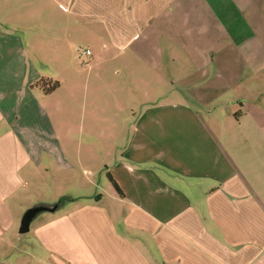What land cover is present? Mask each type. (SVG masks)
Returning <instances> with one entry per match:
<instances>
[{
	"label": "crops",
	"instance_id": "1",
	"mask_svg": "<svg viewBox=\"0 0 264 264\" xmlns=\"http://www.w3.org/2000/svg\"><path fill=\"white\" fill-rule=\"evenodd\" d=\"M0 9L29 30L25 43L0 29V142L12 144L11 157L0 148V233L14 224L8 199L21 169L44 154L66 170L80 161L63 152L47 110L60 82L31 55L54 48L51 60L69 75L67 43L77 36L101 43L95 60L117 59L113 75L128 70L143 100L100 165L121 191H108L110 209L98 198L52 212L36 232L45 251L27 255L44 264H264V0H0ZM41 78L59 86L45 93L34 85ZM123 83L113 82L121 101ZM216 103L224 120L200 114Z\"/></svg>",
	"mask_w": 264,
	"mask_h": 264
},
{
	"label": "rangeland",
	"instance_id": "2",
	"mask_svg": "<svg viewBox=\"0 0 264 264\" xmlns=\"http://www.w3.org/2000/svg\"><path fill=\"white\" fill-rule=\"evenodd\" d=\"M8 14V11L0 9V29H9L14 34H19L26 43L25 35L29 33V30L6 21ZM10 16L11 18L16 17ZM67 44L68 64L64 70L69 72V75L62 71L61 63L51 60V56L54 55V48L49 46H44L42 50L37 48L35 54L31 53V55L34 56L33 60L37 64L39 63V66L45 70H51L55 76L54 79L60 82L59 88L46 97L47 110L51 117V123L57 130L58 137H60L63 152L67 156L77 157L76 155H78L80 161L79 163H76V160L72 161L74 167L66 170L58 168L54 160L44 154L39 163L30 161L24 169L20 170L19 177L22 185L15 197L11 196L8 199L14 206L12 208L15 216L14 224L10 233L6 231L0 233V262L3 264L16 262L26 256L28 257L27 264H44V262L36 263L35 258H31L27 254L35 250L45 251V247L36 232L45 226L52 212L56 213L54 215H61L73 203H89L98 198H101V203L110 209L112 200L108 196V191H112L113 187L108 180L106 169H101L100 165L103 164L101 162L107 161V151L105 150H108V143L119 141L121 137L123 140L127 136L130 123L138 115L139 105L143 100V97L138 95L139 92L136 93L132 85L129 86L128 70H121L118 74L113 75L119 66L117 59L113 60V57H109L110 59L108 58L103 62L95 60L96 55L102 52L101 43H86L82 38L74 36L71 43ZM86 48L89 49L90 55L81 53ZM27 51L29 52V48ZM41 56L45 59L42 61L43 64L37 59ZM88 66L92 67L88 69ZM170 67V71H175L177 65L170 63ZM114 79L116 82L120 79L124 85L129 87L127 94L124 91L125 97H122V101L118 97V91L115 92L114 90ZM99 87L100 89H98ZM174 97L170 95L169 98ZM125 98L130 105L129 109L118 111L117 106L120 103L125 105ZM147 98L158 100L163 97L149 95ZM201 110H199L200 114L205 118H210L214 114L219 120L225 119L223 103H216L212 107L208 106L207 110L204 108ZM99 119L107 127L104 132L116 134V137L106 139L108 134L101 135L97 126ZM110 122H117L118 127L109 128ZM5 129L6 125L3 122L0 123V133ZM67 129L70 130L68 135L70 137L66 138ZM1 137L5 139L6 134ZM6 140H1L0 148L4 150L6 157H11L10 148L12 144H10L8 137ZM115 146L118 148V144ZM90 154L94 157L87 159ZM10 161L11 159L9 163ZM86 163L90 164L89 167L84 166ZM57 192H60V195L56 198ZM21 203L23 204L21 205ZM54 205L57 206L51 209ZM34 206H44L48 209L40 210L29 222L28 230L20 233L22 214Z\"/></svg>",
	"mask_w": 264,
	"mask_h": 264
},
{
	"label": "trees",
	"instance_id": "3",
	"mask_svg": "<svg viewBox=\"0 0 264 264\" xmlns=\"http://www.w3.org/2000/svg\"><path fill=\"white\" fill-rule=\"evenodd\" d=\"M34 85L41 88L45 93H50L59 86V82L57 80H46L41 78L37 80ZM107 177L113 188L121 194V191L113 177L109 173H107Z\"/></svg>",
	"mask_w": 264,
	"mask_h": 264
},
{
	"label": "water",
	"instance_id": "4",
	"mask_svg": "<svg viewBox=\"0 0 264 264\" xmlns=\"http://www.w3.org/2000/svg\"><path fill=\"white\" fill-rule=\"evenodd\" d=\"M57 205H54L51 209L55 208ZM43 209H48L47 207L44 206H34L29 209H27L24 214L22 215L21 218V223L19 227V232L23 233L26 232L29 228V222L31 219L40 211ZM50 209V208H49Z\"/></svg>",
	"mask_w": 264,
	"mask_h": 264
},
{
	"label": "built area",
	"instance_id": "5",
	"mask_svg": "<svg viewBox=\"0 0 264 264\" xmlns=\"http://www.w3.org/2000/svg\"><path fill=\"white\" fill-rule=\"evenodd\" d=\"M81 53H84V54H89L90 52H89V50H88V49H84V50H82V51H81Z\"/></svg>",
	"mask_w": 264,
	"mask_h": 264
}]
</instances>
